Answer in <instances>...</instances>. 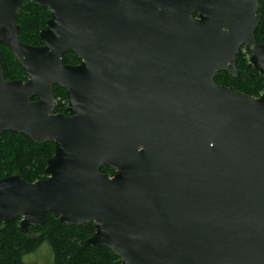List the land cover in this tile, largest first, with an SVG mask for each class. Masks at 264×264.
Listing matches in <instances>:
<instances>
[{"label":"water","instance_id":"1","mask_svg":"<svg viewBox=\"0 0 264 264\" xmlns=\"http://www.w3.org/2000/svg\"><path fill=\"white\" fill-rule=\"evenodd\" d=\"M20 2L0 0V43L27 77L0 66V134L55 152L45 179H0V223H95L82 245L122 264H264V91L216 82L242 47L264 81L260 0H32L51 12L41 46L21 40Z\"/></svg>","mask_w":264,"mask_h":264},{"label":"trees","instance_id":"2","mask_svg":"<svg viewBox=\"0 0 264 264\" xmlns=\"http://www.w3.org/2000/svg\"><path fill=\"white\" fill-rule=\"evenodd\" d=\"M259 13L262 22L256 30L257 42L264 44V0H260ZM51 12L48 8L35 5L32 0H21L19 13L16 17L20 26L22 42L41 46L43 42L40 32L46 27ZM251 52L242 47L237 56L236 66L238 76L232 77L227 72H220L216 82L221 85L233 86L236 90L259 97L264 91V81L259 72L249 63ZM68 65L81 62L73 52L68 51L63 56ZM0 66L3 68L6 80H27L25 69L16 61L14 54L0 43ZM67 91L55 86L54 94L58 100L57 113H67ZM54 142L36 143L26 135L16 131H4L0 134V179L19 174L29 182L45 179L47 162L54 156ZM102 172L115 174L108 166L101 168ZM20 218L8 224L0 223V264H25L23 257L31 253L44 240L49 241L53 252V264H122L121 258L110 249L98 246H84L82 243L95 232V223L88 226L66 225L60 222L59 215L48 213L45 223L32 225V235L20 231ZM37 233L36 235H33Z\"/></svg>","mask_w":264,"mask_h":264},{"label":"rangeland","instance_id":"3","mask_svg":"<svg viewBox=\"0 0 264 264\" xmlns=\"http://www.w3.org/2000/svg\"><path fill=\"white\" fill-rule=\"evenodd\" d=\"M28 235H32L31 232ZM23 261L25 264H53L54 252L50 242L46 240L41 242L35 250L23 257Z\"/></svg>","mask_w":264,"mask_h":264},{"label":"flooded vegetation","instance_id":"4","mask_svg":"<svg viewBox=\"0 0 264 264\" xmlns=\"http://www.w3.org/2000/svg\"><path fill=\"white\" fill-rule=\"evenodd\" d=\"M55 88V87H54ZM55 95V94H54ZM57 100V99H56ZM57 103H58V100H57ZM58 105V104H57ZM57 108V107H56ZM56 112V111H55ZM57 113V112H56ZM64 114H67V113H64Z\"/></svg>","mask_w":264,"mask_h":264}]
</instances>
